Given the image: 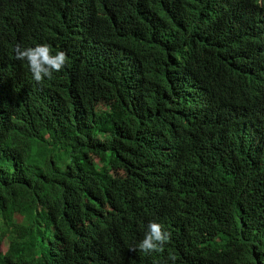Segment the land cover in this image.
I'll use <instances>...</instances> for the list:
<instances>
[{
  "label": "trees",
  "instance_id": "1",
  "mask_svg": "<svg viewBox=\"0 0 264 264\" xmlns=\"http://www.w3.org/2000/svg\"><path fill=\"white\" fill-rule=\"evenodd\" d=\"M169 254L264 264V0H0V264Z\"/></svg>",
  "mask_w": 264,
  "mask_h": 264
},
{
  "label": "clouds",
  "instance_id": "2",
  "mask_svg": "<svg viewBox=\"0 0 264 264\" xmlns=\"http://www.w3.org/2000/svg\"><path fill=\"white\" fill-rule=\"evenodd\" d=\"M114 16V15H113ZM17 60L26 64L27 71L32 74L33 79L42 83L45 78L51 79L54 72H59L68 64V53L64 49L55 48L48 42H36L15 48ZM144 238L140 241L137 248L144 253L152 254L163 252L165 244L171 239V233L167 231L162 223L151 221ZM168 259L172 264H176V256L169 254Z\"/></svg>",
  "mask_w": 264,
  "mask_h": 264
},
{
  "label": "rangeland",
  "instance_id": "3",
  "mask_svg": "<svg viewBox=\"0 0 264 264\" xmlns=\"http://www.w3.org/2000/svg\"><path fill=\"white\" fill-rule=\"evenodd\" d=\"M15 220L20 221V217L19 216H16L15 217ZM1 248H2L3 251H5L7 249L6 243H4Z\"/></svg>",
  "mask_w": 264,
  "mask_h": 264
}]
</instances>
